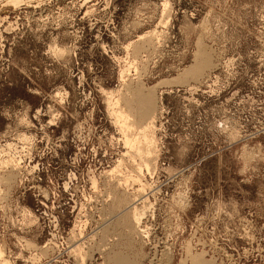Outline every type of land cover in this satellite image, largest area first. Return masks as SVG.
Returning a JSON list of instances; mask_svg holds the SVG:
<instances>
[{"label": "rangeland", "instance_id": "1", "mask_svg": "<svg viewBox=\"0 0 264 264\" xmlns=\"http://www.w3.org/2000/svg\"><path fill=\"white\" fill-rule=\"evenodd\" d=\"M31 1L0 23L2 258L264 264V0ZM109 91L132 128L153 100L148 154Z\"/></svg>", "mask_w": 264, "mask_h": 264}, {"label": "bare ground", "instance_id": "2", "mask_svg": "<svg viewBox=\"0 0 264 264\" xmlns=\"http://www.w3.org/2000/svg\"><path fill=\"white\" fill-rule=\"evenodd\" d=\"M31 0H0V12H2L1 14H4L3 16L4 17H1L0 16V23H2L6 17H7V14L9 12V9H15V8H19L21 7V5H30L31 4ZM34 2H38L39 1L37 0H34ZM206 62V61H205ZM200 63V62H199ZM202 64V62H201ZM201 64L199 67H201ZM204 64V63H203ZM192 71V70H191ZM189 72V71H188ZM193 73V72H192ZM135 91V90H134ZM113 91H109L107 92V102H108V105L110 106V114L114 116L115 120H116V123H118L119 125V131H122L123 132V142H124V145L126 147L129 146L130 149H136V151H145L146 154H148V152L151 150V146H152V141L154 140L153 138V135H152V130H150L151 133L147 132L148 131V128H150L151 126L153 127V123H155V117H156V113L153 112V109H152V105H153V100H150V98L148 96H138L137 98V103L139 105V112L138 113V118L141 120L139 122H143L142 125H139V126H135V128H132L133 125H135V123L133 124H130V122L128 121L129 118L127 116V114L124 112L125 110L121 109V107L119 106V103H120V100L119 98L117 97H113ZM137 94V93H136ZM139 94V93H138ZM141 95V94H140ZM136 96V95H135ZM136 98V97H135ZM132 99V98H131ZM126 100V99H124ZM136 100V99H135ZM125 102V101H124ZM126 103V102H125ZM128 104V102H127ZM127 107V105H126ZM127 110V109H126ZM156 114V115H155ZM136 115V114H135ZM157 118V117H156ZM114 120V119H113ZM141 124V123H140ZM154 128V127H153ZM133 129H135L134 131H132ZM132 131V132H131ZM130 132V133H129ZM154 144V142H153ZM9 145V144H8ZM155 146V145H154ZM153 147V146H152ZM129 149V148H128ZM152 151V150H151ZM151 154V153H149ZM140 157V156H139ZM14 158V157H13ZM11 159V158H10ZM10 159H5L3 161V164L4 166H9L12 168V170H15L17 167H19V159L17 160H10ZM2 162V161H1ZM119 162V161H118ZM118 165V164H117ZM146 165V164H145ZM144 165V166H145ZM148 166V165H147ZM146 167V166H145ZM11 170V171H12ZM17 170V169H16ZM111 170V169H110ZM113 170V169H112ZM140 170V169H139ZM107 173H110V172H107ZM13 175V174H12ZM2 178V177H1ZM130 178V177H129ZM124 179V178H123ZM139 179V178H138ZM116 182H119V181H116ZM126 182V180H125ZM120 183V182H119ZM117 183V185L119 184ZM123 183V182H122ZM95 185V184H94ZM121 185V184H120ZM143 191V190H142ZM136 199H138V197H132L128 200L127 202V206L130 208L131 207V212H135V201ZM140 200V199H138ZM137 200V201H138ZM144 202V201H143ZM30 212V211H29ZM105 220V219H104ZM138 220V219H137ZM137 223V222H136ZM134 224V223H133ZM136 227V226H135ZM83 228V227H82ZM73 229V228H72ZM72 232V231H71ZM80 234V232H78ZM78 234V235H79ZM70 235V234H69ZM81 235V234H80ZM73 236V235H72ZM82 236V235H81ZM80 236V237H81ZM25 242V241H24ZM80 243L82 242H79L77 245H73L71 244V249L70 250H75L77 249V247L80 245ZM34 244V243H33ZM32 243L30 242H26L25 246L26 248H30V247H36L35 245H33ZM54 244V243H53ZM45 248H46V244L43 245ZM48 247V246H47ZM81 247V246H80ZM31 248V249H33ZM80 249V248H79ZM104 250V249H103ZM106 250V249H105ZM79 251V250H78ZM83 253V252H82ZM2 250L0 249V264H8L9 262H7V260L3 259L2 258ZM35 254V253H34ZM37 255V254H36ZM44 257V256H43ZM39 258L40 256H30L28 257L29 260H31L32 262H40L39 261ZM78 258V257H77ZM41 259V258H40ZM115 259V258H114ZM196 259V261L193 263V264H202L201 261L196 257L194 258ZM81 261L79 262L80 264L84 263L83 262V258H82V255H81ZM116 260V259H115ZM119 261L117 262H122V260L124 259H119ZM30 261V262H31ZM184 261V260H183ZM193 261V260H192ZM31 262V263H32ZM125 262V261H124ZM122 262L121 264H127L126 262L124 263ZM203 262V261H202ZM116 263V262H115ZM181 264H184V263H181ZM206 264V263H204Z\"/></svg>", "mask_w": 264, "mask_h": 264}]
</instances>
